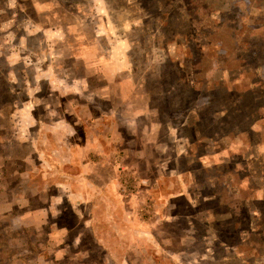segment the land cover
<instances>
[{"label":"rangeland","instance_id":"1","mask_svg":"<svg viewBox=\"0 0 264 264\" xmlns=\"http://www.w3.org/2000/svg\"><path fill=\"white\" fill-rule=\"evenodd\" d=\"M0 264H264V0H0Z\"/></svg>","mask_w":264,"mask_h":264},{"label":"crops","instance_id":"2","mask_svg":"<svg viewBox=\"0 0 264 264\" xmlns=\"http://www.w3.org/2000/svg\"><path fill=\"white\" fill-rule=\"evenodd\" d=\"M69 144H70V141H68V143H64V146L69 147Z\"/></svg>","mask_w":264,"mask_h":264}]
</instances>
